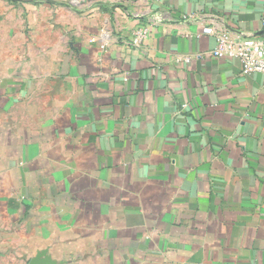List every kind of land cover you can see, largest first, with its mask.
I'll return each instance as SVG.
<instances>
[{
	"label": "crops",
	"instance_id": "obj_1",
	"mask_svg": "<svg viewBox=\"0 0 264 264\" xmlns=\"http://www.w3.org/2000/svg\"><path fill=\"white\" fill-rule=\"evenodd\" d=\"M211 19L264 0H0V264H264V79Z\"/></svg>",
	"mask_w": 264,
	"mask_h": 264
},
{
	"label": "built area",
	"instance_id": "obj_2",
	"mask_svg": "<svg viewBox=\"0 0 264 264\" xmlns=\"http://www.w3.org/2000/svg\"><path fill=\"white\" fill-rule=\"evenodd\" d=\"M144 15H137L141 19ZM192 18V17H189ZM212 18V17H211ZM187 20H190L187 18ZM199 20L206 21L205 18ZM211 24L203 25V35L215 38V45L208 53L214 59H234L241 65V73L244 76L259 74L264 79V21L261 22L260 34L247 33L229 28L223 22L213 19ZM164 21L162 14H150L146 21L138 24L133 32L130 45L140 48L146 41L150 28ZM103 48V47H101ZM188 63L190 58L183 59ZM188 105H183L186 109Z\"/></svg>",
	"mask_w": 264,
	"mask_h": 264
},
{
	"label": "water",
	"instance_id": "obj_3",
	"mask_svg": "<svg viewBox=\"0 0 264 264\" xmlns=\"http://www.w3.org/2000/svg\"><path fill=\"white\" fill-rule=\"evenodd\" d=\"M46 263L47 261H40L38 257L31 262V264H46Z\"/></svg>",
	"mask_w": 264,
	"mask_h": 264
}]
</instances>
